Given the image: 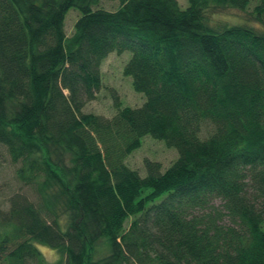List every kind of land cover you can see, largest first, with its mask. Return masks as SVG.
I'll list each match as a JSON object with an SVG mask.
<instances>
[{"label": "trees", "instance_id": "1", "mask_svg": "<svg viewBox=\"0 0 264 264\" xmlns=\"http://www.w3.org/2000/svg\"><path fill=\"white\" fill-rule=\"evenodd\" d=\"M106 1L0 0V148L34 197L0 203V264H264V0L262 28L219 19L252 0ZM125 52L142 105L86 115ZM145 137L177 156L140 175Z\"/></svg>", "mask_w": 264, "mask_h": 264}, {"label": "rangeland", "instance_id": "2", "mask_svg": "<svg viewBox=\"0 0 264 264\" xmlns=\"http://www.w3.org/2000/svg\"><path fill=\"white\" fill-rule=\"evenodd\" d=\"M97 7H102L106 10L116 9L118 4L116 2H109L106 0H98ZM184 8L187 6V0H177ZM250 7L246 12L228 11L219 17L220 20L235 24L236 22H246L259 28L263 26L255 23L249 17L256 0H252ZM64 18V32L69 39L74 35V26L80 14L75 9H71ZM217 19V18H215ZM130 57L129 53L110 54L101 65L102 88L96 93V98L87 103L83 108V113L94 114L99 116H111L115 112V104H118L123 109L136 110L142 105L143 98L141 95L134 92L131 87L129 78L123 75V67ZM176 153L174 150L167 149L162 143L154 141L151 138L145 137L142 140L140 148L135 151L126 160L127 166L136 170L140 175L143 174V160L148 159L160 163L164 168H167L175 159ZM9 158L4 149L0 148V203L3 208L7 207L6 201L9 196L14 193H22L34 200L33 193L26 187H21L15 178V167L11 165ZM104 240L98 246L99 252L104 253ZM38 251L42 254L45 263L52 264L58 260V254L47 247L39 246ZM108 252V251H107ZM107 254V253H106ZM103 254L99 255L102 256Z\"/></svg>", "mask_w": 264, "mask_h": 264}]
</instances>
